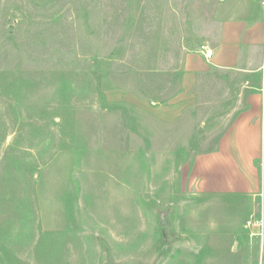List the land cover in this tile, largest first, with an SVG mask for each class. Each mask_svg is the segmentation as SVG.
Returning <instances> with one entry per match:
<instances>
[{"label": "rangeland", "instance_id": "rangeland-1", "mask_svg": "<svg viewBox=\"0 0 264 264\" xmlns=\"http://www.w3.org/2000/svg\"><path fill=\"white\" fill-rule=\"evenodd\" d=\"M223 2L0 0V264H264V130L256 192L196 169L259 78L209 72L152 111Z\"/></svg>", "mask_w": 264, "mask_h": 264}, {"label": "crops", "instance_id": "crops-1", "mask_svg": "<svg viewBox=\"0 0 264 264\" xmlns=\"http://www.w3.org/2000/svg\"><path fill=\"white\" fill-rule=\"evenodd\" d=\"M216 20L221 24L219 40L207 45L213 56L207 60L195 50L184 56L182 84L184 91L168 106L152 111L165 120H174L193 102L188 91L209 72L237 75L251 89L259 78L257 93L246 101L230 129L221 138L217 152L199 158L196 169L203 173L207 192L252 193L258 189L255 159L262 147L264 126V0H224L218 8Z\"/></svg>", "mask_w": 264, "mask_h": 264}, {"label": "built area", "instance_id": "built-area-1", "mask_svg": "<svg viewBox=\"0 0 264 264\" xmlns=\"http://www.w3.org/2000/svg\"><path fill=\"white\" fill-rule=\"evenodd\" d=\"M200 52L204 54L207 60H210L213 56V50L209 46H203Z\"/></svg>", "mask_w": 264, "mask_h": 264}, {"label": "water", "instance_id": "water-1", "mask_svg": "<svg viewBox=\"0 0 264 264\" xmlns=\"http://www.w3.org/2000/svg\"><path fill=\"white\" fill-rule=\"evenodd\" d=\"M201 49H198V51H200Z\"/></svg>", "mask_w": 264, "mask_h": 264}]
</instances>
